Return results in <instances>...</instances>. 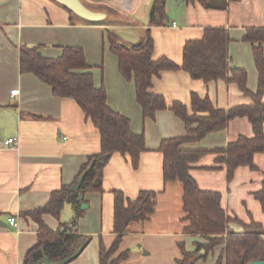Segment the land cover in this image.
<instances>
[{
    "label": "crops",
    "instance_id": "crops-1",
    "mask_svg": "<svg viewBox=\"0 0 264 264\" xmlns=\"http://www.w3.org/2000/svg\"><path fill=\"white\" fill-rule=\"evenodd\" d=\"M116 1L125 11L139 3ZM152 2L149 0L148 6ZM226 2V9L217 10L197 2L164 0L165 23L149 28L153 56H165L180 64L186 41L200 39L207 28H223L230 39L229 67L244 69L247 88L254 92L258 73L252 45L242 38L247 29L264 27V0ZM131 20L136 24L114 29L138 34L148 28L149 13L146 20ZM108 28L101 22L77 17L53 0H0V264H24L39 235L37 223L25 213L45 206L51 192L72 184L81 166L100 146L97 130L73 100L53 96L50 87L34 75L20 73V45H40V53L47 58L60 56L62 47L81 48L95 86L105 87L108 106L129 119L133 133L144 135L145 151L137 168L131 166L128 157L115 153L103 169V191L83 195L87 208L77 225L69 229L90 237V241L66 264H99L100 241L107 249L112 245L113 191H121L128 199H134L140 191L157 194L150 218L127 226L115 254L127 252L121 264H177L182 258L181 245L194 251L197 244L206 242L201 236L183 232L182 185L163 180L159 144L163 139L184 135L185 126L170 110L158 111L152 120L143 118L134 85L119 74L117 58L109 50ZM12 90L17 93L11 95ZM152 91L161 94L167 104L178 101L187 108L192 93L208 97L214 107L222 109L252 104L235 83H204L181 70L162 72L154 79ZM239 136H253L247 117L233 118L225 129L183 146L209 151L192 165L190 173L201 190L221 194L222 208L231 219H237L228 227L237 233L252 220L264 227V212L254 196L264 180V154L256 153L254 168L238 167L228 180L225 165L211 151L225 148ZM11 138L16 140L14 147L4 144ZM74 216V207L67 203L58 220L44 214L42 221L57 232L61 224L71 225ZM10 217L16 226L7 223ZM222 248L215 246L195 264H215Z\"/></svg>",
    "mask_w": 264,
    "mask_h": 264
},
{
    "label": "trees",
    "instance_id": "trees-1",
    "mask_svg": "<svg viewBox=\"0 0 264 264\" xmlns=\"http://www.w3.org/2000/svg\"><path fill=\"white\" fill-rule=\"evenodd\" d=\"M93 11L107 14V19L119 16V12L105 4L93 5L81 0ZM199 3L206 9L224 10L226 0H184ZM105 25H133L132 20L123 19L122 23L108 22ZM164 0H153L149 10L148 28L140 30L139 42L135 45L122 41L111 28L107 29L110 52L117 58L119 74L135 88V97L144 119H154L160 110H170L185 126V134L179 137L163 139L158 151L162 154V174L165 183L178 181L182 185V207L185 216L183 232L201 236L204 244H197L194 251H187L181 245L182 258L177 264H195L217 245L222 251L215 264H250L264 261V227L251 221L243 225L242 232H234L228 224L231 219L221 205V194L215 191L201 190L190 171L192 165L209 151L185 149V144L202 140L206 135L223 130L230 120L247 117L252 137L239 136L225 148L211 151L218 162L223 163L229 180L234 171L241 166H253V156L264 154V27L247 29L242 40L252 45L255 68L258 73L257 87L254 92L247 88V72L241 68L229 67V36L223 28H207L197 40H188L182 48V61L176 64L165 56H153L154 43L150 35V26L165 23ZM40 45L19 46V71L32 74L48 85L53 96L71 99L83 112L99 134V151L87 158L74 182L62 185L51 192L45 206L25 215L33 219L38 226V241L26 254L24 264H34L48 258L58 262L75 255L90 241V237L78 235L70 227L61 224L57 232L49 230L42 221V215L48 214L59 219L63 206L71 204L75 216L71 228L77 225L84 210L80 209L86 193H101L103 169L115 153L128 157L133 168L138 167L141 153L145 151L142 133L131 131L130 121L120 113L113 111L107 104L105 87H96L83 50L78 47H62L60 56L47 58L40 53ZM181 70L192 79L204 83L226 81L237 84L240 91L252 99L251 105L237 106L231 109L214 107L208 97L192 93L190 106L174 101L167 104L161 94L152 91L153 81L162 72ZM82 182L78 190L67 188ZM113 234L110 248L99 243V264H121L127 252L115 256L127 226L132 222H143L150 218L156 206V193L140 191L134 199H128L121 191H113ZM264 212V180L261 189L254 194ZM77 256V255H76ZM75 256V257H76ZM74 257V258H75ZM73 258V259H74Z\"/></svg>",
    "mask_w": 264,
    "mask_h": 264
},
{
    "label": "water",
    "instance_id": "water-1",
    "mask_svg": "<svg viewBox=\"0 0 264 264\" xmlns=\"http://www.w3.org/2000/svg\"><path fill=\"white\" fill-rule=\"evenodd\" d=\"M54 2L62 5L66 9H68L71 13L76 15L77 17L84 19L86 21L90 22H100L107 19V14L100 11H93L89 8H87L81 0H53ZM115 34L124 42L135 45L139 42V35L125 29H117L115 31ZM82 176L79 177V179L76 181L75 184L68 187V191H76L81 185L82 182ZM83 196H79V199L81 200ZM87 208V205L85 203H81L80 209L85 210ZM79 254V250L75 253V255L68 257L66 259H63L58 262H51L48 258L44 257L43 259L37 261L34 264H66L69 261H71L76 255ZM250 264H264V261H254Z\"/></svg>",
    "mask_w": 264,
    "mask_h": 264
},
{
    "label": "rangeland",
    "instance_id": "rangeland-1",
    "mask_svg": "<svg viewBox=\"0 0 264 264\" xmlns=\"http://www.w3.org/2000/svg\"><path fill=\"white\" fill-rule=\"evenodd\" d=\"M85 2L93 5H100V4H105L108 5L109 7L115 9L118 11L120 14L119 16H113L107 19L108 22H120L122 23L123 19H128L131 20L132 18H136L139 21L146 20L148 18V11L150 10V5L148 6L149 0H137L139 3H134V7L132 6L130 11H125L122 9L121 5L116 1V0H84ZM129 15H131L129 17ZM101 23H105V21H100ZM115 26H121V25H111L110 28L115 30Z\"/></svg>",
    "mask_w": 264,
    "mask_h": 264
},
{
    "label": "built area",
    "instance_id": "built-area-1",
    "mask_svg": "<svg viewBox=\"0 0 264 264\" xmlns=\"http://www.w3.org/2000/svg\"><path fill=\"white\" fill-rule=\"evenodd\" d=\"M10 93H11V95H15L17 93V91L16 90H12ZM15 142H16V140L14 138H11V139H7L6 141H4V144L7 145V146H10V147H14ZM7 223L10 226H16V221L12 217L7 219ZM68 227H71V225H68Z\"/></svg>",
    "mask_w": 264,
    "mask_h": 264
}]
</instances>
